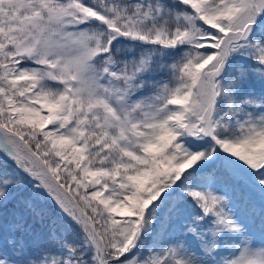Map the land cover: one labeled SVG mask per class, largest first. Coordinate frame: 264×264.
Returning a JSON list of instances; mask_svg holds the SVG:
<instances>
[{"label": "snow or ice", "instance_id": "6c2138e0", "mask_svg": "<svg viewBox=\"0 0 264 264\" xmlns=\"http://www.w3.org/2000/svg\"><path fill=\"white\" fill-rule=\"evenodd\" d=\"M0 234V264H264V0H0Z\"/></svg>", "mask_w": 264, "mask_h": 264}, {"label": "rangeland", "instance_id": "374dc122", "mask_svg": "<svg viewBox=\"0 0 264 264\" xmlns=\"http://www.w3.org/2000/svg\"><path fill=\"white\" fill-rule=\"evenodd\" d=\"M3 242V237H2V234H0V243Z\"/></svg>", "mask_w": 264, "mask_h": 264}, {"label": "trees", "instance_id": "16d2710c", "mask_svg": "<svg viewBox=\"0 0 264 264\" xmlns=\"http://www.w3.org/2000/svg\"><path fill=\"white\" fill-rule=\"evenodd\" d=\"M10 207H11V205H10Z\"/></svg>", "mask_w": 264, "mask_h": 264}]
</instances>
